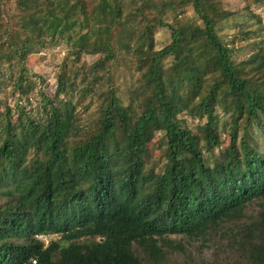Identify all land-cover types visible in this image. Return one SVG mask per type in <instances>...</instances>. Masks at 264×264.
Wrapping results in <instances>:
<instances>
[{
  "label": "trees",
  "instance_id": "16d2710c",
  "mask_svg": "<svg viewBox=\"0 0 264 264\" xmlns=\"http://www.w3.org/2000/svg\"><path fill=\"white\" fill-rule=\"evenodd\" d=\"M262 9L0 0V264H264Z\"/></svg>",
  "mask_w": 264,
  "mask_h": 264
},
{
  "label": "rangeland",
  "instance_id": "374dc122",
  "mask_svg": "<svg viewBox=\"0 0 264 264\" xmlns=\"http://www.w3.org/2000/svg\"><path fill=\"white\" fill-rule=\"evenodd\" d=\"M233 1V0H232ZM236 1V0H234ZM260 14H262L263 16V22H264V9L259 11ZM244 39V37L240 36L238 38V42L244 41L242 40ZM170 40V33L167 29H161L158 31V33L155 36V47L157 49L163 48L166 44L169 43ZM39 56H37V58L46 56L48 59V62L52 63V68L48 69V79H52L53 78V68L60 62V60H58V57H60V55L63 56V54H59L57 52L52 51H45L42 52L41 54H38ZM55 57V58H54ZM83 61H88V63L92 62V60H94L93 57L90 56H85L82 58ZM56 237V236H54ZM39 238V237H38ZM52 239V237H47V236H43L40 238V240L45 241L46 243H48V241ZM195 260L197 261L196 264H209V263H213L214 261H223L224 260V255L220 254L216 255L214 253V250H205L203 252V254H195Z\"/></svg>",
  "mask_w": 264,
  "mask_h": 264
},
{
  "label": "built area",
  "instance_id": "2783aa9c",
  "mask_svg": "<svg viewBox=\"0 0 264 264\" xmlns=\"http://www.w3.org/2000/svg\"><path fill=\"white\" fill-rule=\"evenodd\" d=\"M39 237V239L41 238V237H43V235H40V236H38Z\"/></svg>",
  "mask_w": 264,
  "mask_h": 264
}]
</instances>
